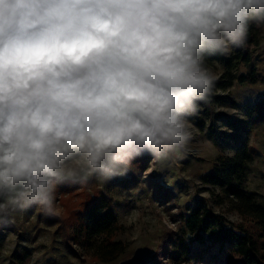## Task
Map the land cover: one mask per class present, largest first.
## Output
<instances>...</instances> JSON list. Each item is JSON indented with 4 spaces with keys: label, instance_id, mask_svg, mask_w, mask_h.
I'll return each mask as SVG.
<instances>
[{
    "label": "clouds",
    "instance_id": "clouds-1",
    "mask_svg": "<svg viewBox=\"0 0 264 264\" xmlns=\"http://www.w3.org/2000/svg\"><path fill=\"white\" fill-rule=\"evenodd\" d=\"M252 24L264 0H0V220L186 153L218 79L206 57Z\"/></svg>",
    "mask_w": 264,
    "mask_h": 264
},
{
    "label": "rangeland",
    "instance_id": "rangeland-1",
    "mask_svg": "<svg viewBox=\"0 0 264 264\" xmlns=\"http://www.w3.org/2000/svg\"><path fill=\"white\" fill-rule=\"evenodd\" d=\"M258 36L259 45L251 47L250 65L257 66L264 76V25L259 27ZM240 48L234 47L223 57ZM206 63L218 79L207 100L188 117L193 137L186 153L164 162L151 156L147 168H141L134 160L126 174L107 182L94 176L84 185L70 182L57 185L51 213L34 205L0 220V264H153L156 261L176 264L167 259L171 238L175 234L190 237L180 222L179 212L189 213L197 200L203 199L211 210L232 222H242L239 214L223 202L221 190L205 183L203 175L218 164L222 155L235 153L248 128H252L250 144L257 153L250 164L246 185L264 203V123L251 125L248 111L264 97V82L254 85L236 82L223 87L221 84L227 82L223 77L224 61L210 55ZM246 70L247 66H241L234 72ZM98 196H105L113 203L120 224L116 238L126 247L125 253L110 263L81 255L71 243V249L78 252L73 253L66 244L79 215ZM200 248V256L195 255L183 264H225L211 250ZM25 252L28 257L19 260Z\"/></svg>",
    "mask_w": 264,
    "mask_h": 264
},
{
    "label": "trees",
    "instance_id": "trees-1",
    "mask_svg": "<svg viewBox=\"0 0 264 264\" xmlns=\"http://www.w3.org/2000/svg\"><path fill=\"white\" fill-rule=\"evenodd\" d=\"M260 26L252 24L244 46L229 57L211 55L224 61L223 77L227 78V82L221 84L223 87L232 86L236 82L240 85L264 82L262 72L257 66L250 65L251 47L260 43ZM241 66H247L248 70L236 74L234 71ZM248 111L251 125L264 123V97ZM251 132L252 128L245 129L246 136L235 153L222 155L218 164L203 175L205 183L221 190L223 202L227 203L229 210L239 214L242 222L228 220L224 215L211 210L203 199H199L189 213L179 212L180 222L185 225L190 237L175 234L170 240L167 259L176 264L188 263L195 255L202 254V247L211 250L208 252L213 253L217 259H224L225 264H236V261L241 264H264V203L248 191L246 185L250 164L257 153V149L250 144ZM149 158L151 156L145 153L135 162L141 168H147ZM119 230L120 224L113 203L105 196H98L79 215L76 224L70 229L66 244L73 253L78 252L71 249V243L77 246L81 255L100 263H110L126 251L124 243L116 238ZM27 257L25 252L18 258L24 260ZM153 264L159 263L156 261Z\"/></svg>",
    "mask_w": 264,
    "mask_h": 264
}]
</instances>
